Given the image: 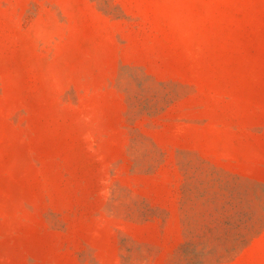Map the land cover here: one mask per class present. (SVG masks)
Wrapping results in <instances>:
<instances>
[{
  "label": "rangeland",
  "instance_id": "obj_1",
  "mask_svg": "<svg viewBox=\"0 0 264 264\" xmlns=\"http://www.w3.org/2000/svg\"><path fill=\"white\" fill-rule=\"evenodd\" d=\"M202 222L264 264V0H0V264H187Z\"/></svg>",
  "mask_w": 264,
  "mask_h": 264
},
{
  "label": "trees",
  "instance_id": "obj_2",
  "mask_svg": "<svg viewBox=\"0 0 264 264\" xmlns=\"http://www.w3.org/2000/svg\"><path fill=\"white\" fill-rule=\"evenodd\" d=\"M197 225L201 232L194 235L192 233L193 226H188L189 228L186 233V238L188 239L182 246V254L187 260V264H203L204 257L210 253L213 245L223 246V253L233 250L234 244L228 248L226 238L222 237L219 232L215 233L214 227L203 222ZM216 255L222 257L224 254Z\"/></svg>",
  "mask_w": 264,
  "mask_h": 264
}]
</instances>
